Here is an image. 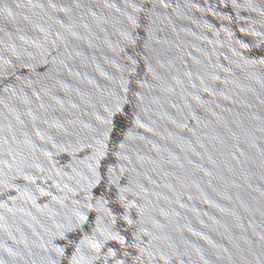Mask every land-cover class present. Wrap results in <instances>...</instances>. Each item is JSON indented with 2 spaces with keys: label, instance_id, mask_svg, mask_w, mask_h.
<instances>
[{
  "label": "water",
  "instance_id": "water-1",
  "mask_svg": "<svg viewBox=\"0 0 264 264\" xmlns=\"http://www.w3.org/2000/svg\"><path fill=\"white\" fill-rule=\"evenodd\" d=\"M0 264H264V0H0Z\"/></svg>",
  "mask_w": 264,
  "mask_h": 264
}]
</instances>
